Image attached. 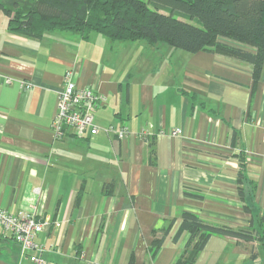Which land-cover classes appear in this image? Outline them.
I'll list each match as a JSON object with an SVG mask.
<instances>
[{
	"label": "crops",
	"instance_id": "crops-1",
	"mask_svg": "<svg viewBox=\"0 0 264 264\" xmlns=\"http://www.w3.org/2000/svg\"><path fill=\"white\" fill-rule=\"evenodd\" d=\"M7 22L0 13V74L12 78L0 81V207L50 218L37 236L46 264H176L183 211L264 236V63L255 81L249 64L209 51L96 32L33 38ZM67 70L105 97L93 136H53ZM122 125L124 138L102 130ZM0 264L33 263L7 238ZM193 264H264V243L212 235Z\"/></svg>",
	"mask_w": 264,
	"mask_h": 264
},
{
	"label": "trees",
	"instance_id": "trees-1",
	"mask_svg": "<svg viewBox=\"0 0 264 264\" xmlns=\"http://www.w3.org/2000/svg\"><path fill=\"white\" fill-rule=\"evenodd\" d=\"M0 13L7 18L9 31L33 38L54 30L84 38L96 32L115 41L144 40L189 53L228 56L249 64L255 81L264 63V0H0ZM152 152L149 144L150 156ZM241 177L239 172V182ZM239 193L244 196L242 189ZM183 232L188 238L176 264H193L212 235L264 243L259 232L213 224L189 211L182 212L173 239ZM156 234L152 255L167 229ZM7 238L0 233V240ZM254 257L251 253L250 259Z\"/></svg>",
	"mask_w": 264,
	"mask_h": 264
},
{
	"label": "built area",
	"instance_id": "built-area-1",
	"mask_svg": "<svg viewBox=\"0 0 264 264\" xmlns=\"http://www.w3.org/2000/svg\"><path fill=\"white\" fill-rule=\"evenodd\" d=\"M9 84L12 78L0 74V81ZM21 87L28 90L29 82H21ZM105 97L90 87L76 85L74 72L65 71L63 82L57 91V103L51 122V130L56 139H61L68 133L77 137L83 135L93 136L101 129L94 122V112L103 104ZM107 135L124 138L129 134V128L122 125L119 128L107 126L102 128ZM171 136L181 134L180 129L168 131ZM147 130L143 129L139 135L145 140ZM51 224L48 216L37 218L36 213L20 212L10 214L0 207V232L4 237L11 238L20 248L21 255L29 259L33 264H46L43 257L45 246L37 241V236L46 230Z\"/></svg>",
	"mask_w": 264,
	"mask_h": 264
}]
</instances>
